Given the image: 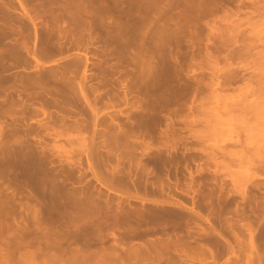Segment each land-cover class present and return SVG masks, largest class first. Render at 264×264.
Masks as SVG:
<instances>
[{"label":"bare ground","instance_id":"bare-ground-1","mask_svg":"<svg viewBox=\"0 0 264 264\" xmlns=\"http://www.w3.org/2000/svg\"><path fill=\"white\" fill-rule=\"evenodd\" d=\"M81 1L83 6L74 5V12L75 14L84 16L83 20H88L89 24H97L103 21L101 16L104 18L111 17L110 23L107 25L108 28H105L109 40L116 43L115 53L113 52L116 58L122 54L125 42H131L133 46L134 53L132 55L129 54V56L132 57L130 62L133 61L131 63H133L135 71L133 72V81L131 84L122 83L125 88V99L128 94L133 93V89L135 88L140 90L145 96L153 95L154 97L167 99L187 89L193 83V79H196L194 81L197 87L204 88L205 83L202 82L201 78L193 75L195 69L191 65L183 67L181 64V62H185L188 55H190V58L199 55V50L196 47L201 41V36L205 35L207 41H213L215 39L222 40L220 29L223 22L227 21L232 14L236 15L243 10L249 12L245 10L247 7L251 8L250 14L252 15L250 17L249 14V18H246L251 26L252 24H258L259 26L261 21L264 22V0H112V5L108 1L106 2V0ZM19 3L22 12L28 14L26 4L22 0ZM89 4H97L98 11L92 10ZM113 10L118 12L117 16L111 15ZM254 13L255 16L253 15ZM254 17L258 19H254ZM257 20L259 23L255 24V22H258ZM263 29H261L262 32L260 30V34L264 33ZM240 39H228L232 43H241L233 53L235 57L250 55L251 49L257 45L255 44L256 41L260 42L264 49V34L248 42ZM225 41L227 42V40ZM67 42H75L77 44V41H73L72 39H68ZM106 44H108V41ZM219 44L217 45L219 46ZM223 45L221 47L225 46ZM170 48L172 50L173 48H178L177 51L180 48H187V50L183 51V55H180L176 54L175 51L171 52ZM213 49L205 48V58L207 57L209 60L210 58H216L218 55L216 51L218 52V49L216 47ZM261 51L262 55L258 54V51V53L251 51L254 56H250L252 58L255 57V60L257 58L262 59L264 51ZM32 53L37 56L35 51ZM92 56H95L96 61H91ZM125 57L131 58L128 56ZM199 57L201 56L199 55ZM119 58L123 57L120 56ZM89 62L96 67V71H88V69L90 70L88 67ZM104 64L105 57L103 53L100 56L95 53L90 54L86 51L83 54L84 67L81 77L76 82L77 88L73 85L72 80L68 78H65L66 81L62 78H56V80L50 79L51 81H39L30 77L31 75L26 76L25 81L14 83L10 87H5L3 83H0V93L1 90L5 91L4 89L11 88L18 96H21L23 93H27L26 95L28 96L29 94H33L34 96L32 98L31 96L30 98L28 96L25 97L24 94V99L22 97L10 100L19 105L21 111L24 113L23 115H25L30 107L36 109L38 105L40 109L38 110L41 111L40 113L45 115L42 117H45L47 120L41 117L37 118L36 121L38 123H45L46 125H50L54 118L48 110L49 107L55 106L61 109L71 98L79 99L82 97L91 111L92 130L87 133L88 130L85 127L71 129L66 125L60 130L53 129L56 132L51 135H53L52 140L58 137H66L69 143L76 144L77 147L79 146V149H76L77 152H81L83 149L82 152L84 153L81 152L80 154H85L87 159L86 168L95 180V183L90 186V183H85V185L77 184L75 181H70L69 178H60L49 166V160L31 147L26 135L17 136L14 133L2 135L0 133V233L3 230L7 231L5 234L8 233L9 239L11 240H7V234L3 238L7 240L6 243L9 241L8 244L10 246H13L10 243L14 241V244L15 242L17 243L15 245L20 248L24 247L27 251L29 250L27 248L33 247L34 250L33 248L32 250L34 252L32 251V254L35 257L39 256L38 259L40 258V262L37 264H55V261L59 264H123L124 262L122 261H125V259L128 260V264H146L145 260L149 258H151V262L148 264H173L177 259L183 260L185 257L187 258L189 254H185L186 256L184 257L181 256V258L179 256L181 253H179L178 244L174 243L176 240L173 242L170 240L171 243L168 241L171 237V234L169 236L171 231L166 234L164 231H168V229L163 231L162 227L169 225L173 230L177 220H183L188 213H191L196 218L198 217L207 221V227L205 229L202 228L204 226L201 227V229L205 230V233L212 235L215 233L216 228L212 218L207 214H203L202 209L204 204L201 198L192 197L191 204L186 205L185 210L179 208L174 209L175 206L170 208L169 206L171 205L165 207L161 202L159 203L157 200H154L152 203L146 195L139 194V186H141V183L143 184L144 180L142 177L143 182L138 179L136 177L138 175L137 173L134 174V177L138 180L136 181L135 179L134 181V184H137L135 187L137 189H134V192H130L123 189V182H125L123 181L124 173H122L123 170H120L117 165L110 168V172L106 170L108 171L107 173L104 172L106 168L101 169L99 166V158L103 157L104 153L109 154V152H111L110 154L115 153L116 156L122 159H125L124 157H130L133 160L137 158L138 154L136 155V153L139 152L141 156L145 157V162H143L142 158L140 159L143 164L145 163L143 167L151 166L158 169L162 163L161 149L158 146H152L150 141L151 134L148 128L147 118L150 117L152 107L148 105L146 100L141 104L139 108L140 112L138 111L139 113L131 117L135 125L129 131L125 130L127 128L122 129L120 126H116L117 128L114 129L112 128L113 131L108 129L110 132L105 130L106 128H97L99 125L97 103L104 96L99 92L97 87L104 86L107 80V71L103 68ZM235 68L231 69L229 73L224 72L225 74H222V79L216 83L223 87L229 85L231 79L235 80L236 77H240L241 72ZM126 72H128L126 76L131 75L129 71ZM91 76L98 79L97 86L94 88L98 93L91 94L85 86V80ZM248 79L250 81L253 79L252 84L254 85L255 83L254 87L251 84L248 85L246 82V90L242 92L243 90L239 88V91L242 90V93H238L237 97H235L236 99L233 98L229 103L221 101L218 97L219 103L216 106L212 105L213 107H209L210 109L208 111L213 110V112L210 111L211 113L207 114L208 116L205 114V119L207 120L205 123H201V125L204 124L207 128L211 129V132L213 131L212 133L218 132L221 134L220 136L225 135L226 138L228 136L229 139L227 141L231 140V142H235L234 140H236V143L241 148L238 147V152L241 151V154L239 155L236 151L233 155L238 154L237 166L244 168V170H240L238 173H243L241 171H244V174L245 169H248L247 163L255 156L259 157L264 147V145L259 144L262 140L261 135H263L264 139V66L252 69L251 73L248 74ZM241 88L244 89L245 87ZM12 90L9 93H12ZM91 90L93 91V89ZM39 93H42L41 97L35 99V96ZM131 104L133 105V101ZM135 107L137 108L139 105H135ZM35 109L32 110L34 111ZM33 113L31 111L29 112L30 115ZM197 118L201 117L197 116ZM60 121L62 124L64 123L61 118ZM52 122H56V120ZM3 123L4 121L0 120V128L3 127ZM203 129L207 130L205 127ZM245 132V136L242 137L241 134ZM199 133L201 134L203 132ZM205 133L208 135L211 134L212 138V133H209V131H205ZM218 136V134L213 135L215 138ZM99 138V143H97L96 141ZM205 138L208 137L205 136ZM208 139L210 141V138ZM225 142L218 144L228 146ZM71 144L69 145L70 148L73 146ZM213 146L215 147L216 145ZM102 148L105 150H102ZM69 150L73 152V147L68 149V152L65 150L66 152L64 154H67V156H64V158L68 160L72 155L69 153ZM233 150L235 151L237 149L235 148ZM102 151L104 152L101 155L100 152ZM229 151L232 152V148L227 150V152ZM58 153L61 155L62 152L60 153L59 151ZM64 154L62 153V155ZM134 154L135 157H133ZM127 155L130 156L127 157ZM228 156L231 157V155ZM107 159H110L109 156ZM137 159H135L136 162ZM251 166L252 164L248 167ZM140 174L142 175L143 171ZM238 176L236 177L238 178ZM138 177L140 178V175ZM139 180L141 183H139ZM241 180L244 181L240 179V182ZM142 188L145 187L142 186ZM160 201H163V203L164 201L166 202V200ZM151 234H156L155 241H153L154 246L151 245L152 242H149L153 239L151 238L149 240L148 236ZM164 234L166 236L168 235V237H164ZM219 235L221 234L219 233ZM173 237L177 239L175 235ZM136 239L139 242L141 241V244H134V246H137L135 248L129 247L131 242ZM1 242L3 243V241ZM172 243L176 244L177 247ZM253 244L254 242H250L249 246L252 247ZM13 247L15 248V246ZM243 248L245 247H242V250L245 251L247 247L245 249ZM252 248H255V245ZM133 249L135 252L131 254V250ZM171 249H175L176 253L178 251L176 256L180 258H175L173 254V259L175 260H172L171 251L173 250ZM13 250L12 248L11 251ZM141 251L143 252L142 254ZM169 251L171 258H169ZM245 252L247 253V251ZM164 254L169 255L161 259ZM28 255L30 257L32 256L30 260L27 259L32 264L34 256L29 253ZM12 256L15 255L12 254ZM189 257L188 259L190 260ZM45 259H49V261L47 260L48 262H45ZM239 259L238 261L240 262L244 260ZM7 261L6 264H9L10 259L8 260L7 258ZM249 262L247 259L244 264H250Z\"/></svg>","mask_w":264,"mask_h":264},{"label":"rangeland","instance_id":"rangeland-1","mask_svg":"<svg viewBox=\"0 0 264 264\" xmlns=\"http://www.w3.org/2000/svg\"><path fill=\"white\" fill-rule=\"evenodd\" d=\"M20 1L21 0H0V83H3L5 87H10L14 83L25 81L27 78L26 76L31 75L30 77L39 81L56 80V78L65 80V78H68L72 80L73 85L77 88L76 82L80 80L84 67L83 54L88 51L90 54L95 53L101 56L103 53L105 57L103 68L107 71V80L104 86L97 87L99 92L104 95L97 103V108L99 110V125L97 128H106L105 130L110 132L108 129L112 130V128L114 129L120 126L122 129L127 128L125 130L129 131V129L135 125L131 117L140 112L139 108L146 100L148 105L152 107L150 117L147 118L148 128L151 134L150 141L152 146H158L161 149L162 163L158 169L151 166L143 167L145 164H143V162H145V157L141 156L139 152L136 153V155L138 154V159H135H137L138 162L142 158L143 162L140 160L138 163L135 159H130V157H124L125 159H122L116 156L115 153L114 155L109 152L111 156L104 153L103 157L99 158V166L101 169L106 168L104 170L106 173L115 165H117L120 170H123L122 173L125 174H123V181H125L123 182V189L130 192H134V189H137L135 188L137 184H134L135 179L138 181V178L142 182L144 180L143 184L139 180V183H141L138 189L139 194L146 195L152 203L154 200H157L159 203L161 202L162 205L164 204L165 207L171 205L169 206L170 208L175 206L174 209L179 208L185 210V206L191 204L192 197L201 198L204 204L202 209L203 214H207L212 218L216 231L218 230L217 232L214 231L215 233L213 234L211 233L212 235L205 233V230L201 229V227L204 226L202 228L205 229L207 227V221L198 217L196 218V216L193 214L191 215V213H188L183 220H177L175 222L176 228L174 226L173 230L169 225L162 227L163 231L168 229V231H164L166 234L171 231V233H169L171 237L168 241L171 243L170 240H172V242L176 240L174 243L178 244L179 253H181L179 256L184 257L187 254L190 256H187V258L185 257L186 259L184 258L183 260L177 259L173 264H179L180 261V264H244L247 259L250 261V264H264V147L259 157L255 156L251 161L249 160L250 164L247 163L248 169H245V174L244 171H241L243 173H238V171L240 172V170H244V168L242 166H237L238 164L236 161L238 160V154L233 155L236 151L239 155L241 154V151L238 152L239 146L236 140H234L235 142L232 141L233 143L231 140H229V142L227 141V139H229L228 136L226 138L225 135L220 136L221 134L218 132L212 133L213 131L211 132V129L207 128L204 124L201 125V123H205L207 120L205 119V114L208 116L207 114L213 112V110L208 111V109L211 108L210 106H216V104L219 103L218 97L221 101L229 103L233 98L237 97L238 93L240 94L242 90V92L246 90L247 84H251L253 87L255 86V83L254 85L252 84L253 79H251L252 82L248 79V74L251 73L252 69L264 66V56L262 59L257 58V60H255L256 58H252L250 55H253L254 52H259L258 54L262 55L263 52L261 50L264 51L262 48L263 45L256 41L255 44L257 45L251 49L253 53L250 51V55L235 57L233 53L236 47L241 43H232L229 40L241 38L240 40L248 42L249 40L257 39L264 34H260L262 32L261 29L264 27V22L261 21L258 26L256 23H259V21L257 20L258 22H255L256 25L252 24L251 26L246 20L250 14L251 8L247 7L245 10L249 12L244 11L243 8V11L238 12L236 15L232 14L227 21L223 22L220 29L222 40L215 39L213 41H207L205 35L201 36L202 38L200 37L201 41L198 43L196 49L199 50V55L201 57L195 55L196 57L193 56V58H190V55H188L185 62H181V64L183 67L191 65V67L195 69L193 75L201 78L202 82L205 83L204 88L197 87L194 81L196 79H193V83L188 86L187 89L167 99L154 97L153 95L145 96L137 88L133 89V93L128 94L125 99V88L122 83L131 84L133 81V72L135 71V67L133 63H131L133 61L130 62L132 57L129 56V54L132 55L134 53L133 46L131 42H125L124 50L122 54H120L123 58H119L120 56L117 58L115 57L113 52L116 49V43L109 40L105 28L110 23L111 17L104 18L101 16L103 21L97 24H89L88 20H83L84 16L75 14L74 12V5L83 6L81 0H22L28 9V14H24L19 6ZM107 1L112 5V0H106V2ZM89 5L92 10L98 11L97 4ZM111 15L117 16L118 12L113 10ZM251 15L252 14H250V17ZM253 15L255 16V13ZM254 19L258 18L254 17ZM217 38L219 37L217 36ZM68 39L77 41V44H75V42L68 43ZM223 39L227 40V42H224ZM107 41L108 44H106ZM215 42H217L216 45L221 43L225 46L223 45L224 47H221V44L216 46ZM206 47L210 50H214V47L218 49V52L216 51L218 54L216 58H210V60L207 57L205 58L204 53ZM147 48L149 49V47ZM170 49L171 52L175 51L176 54L180 55H183V51L187 50V48H180L181 51H177L178 48H173V50L172 48ZM196 49L195 51H197ZM33 51H35L37 56L33 55ZM91 61H96L95 56H92ZM88 67L90 68V70L88 69L89 72L96 71V67L93 66L91 62L88 63ZM234 68L241 72V75L239 74L240 77L238 76L239 79L236 77L235 80H237L231 79L229 81L230 83L228 82L229 85L223 87L219 86L216 82L222 79V74L224 72L229 73L231 69ZM126 71H129L131 75L126 76V73H128ZM97 82L98 79L92 76L85 80V86L89 89L91 94L98 93V91L94 89L95 86H97ZM241 87L245 88L243 89ZM239 88L242 90L239 91ZM91 89H93V91ZM4 90L5 91L1 90L0 93V120L4 121L3 127L0 128V133L2 135L11 133L17 136L26 135L31 147L49 160V166L60 178H69L70 181H75L77 184L85 185V183H90V186L94 184L95 180L92 178L90 171L86 168V156L85 154H80L83 149L80 148L82 149L81 152H77L79 146L77 147L76 144L73 145L69 143L66 137H58L56 138V142V139L52 140L53 135H51L56 132L53 131V129L60 130L66 125L71 129L85 127L86 130H88L87 133L92 130L93 123L91 122V111L82 97L79 99L71 98L61 109L55 106L49 107L48 110L54 117L50 119H52V121L56 120V122L51 121L50 125H46L45 123H38L36 121L37 118L45 116L40 113L41 111H39L38 105L36 108L37 110L30 107L27 111L28 115L27 112L23 115L24 113L21 111L19 105L11 102L10 99H19L22 97L24 99L25 93L18 96L11 88ZM11 90L12 93H9ZM26 94L25 97L28 96ZM41 94L42 93L35 94V99L40 98ZM30 96L32 98L34 95L29 94L28 97L30 98ZM132 101L133 105L131 104ZM135 105H139V107L136 108ZM203 108L204 110H202ZM32 109H35V113H33L34 111ZM30 111L33 114L30 115ZM197 116L201 118H197ZM44 118L45 117H42V119ZM60 118L64 121L63 124ZM45 120L47 119L45 118ZM202 126L207 130L203 129ZM204 130L207 132L209 131V133L213 135L218 134L220 137L218 136L215 138L212 135V139L211 134H206ZM199 132L203 133L200 134ZM245 134L246 132L244 134L242 133V137H244ZM205 136L210 138V141L208 138H205ZM260 137L264 140L263 135ZM99 140L100 138L97 139L96 142L99 143ZM217 140L218 142L216 143ZM262 140L259 144L263 146L264 141ZM222 142H225L228 146L225 144H218H222ZM208 143L210 144L208 145ZM70 144L73 145L71 146V148L73 147V152L69 150V153L72 155H68L70 156L68 160L64 158V156H67V154L64 153L68 149H71L69 147ZM213 145L216 146L214 147ZM230 148H232V152H227ZM235 148L237 150L234 151L233 149ZM102 150L105 149L102 148ZM59 151L64 155H62V153L60 155L58 153ZM103 152L104 151L100 152L101 155ZM227 154L231 155V157ZM108 156L110 158L109 160L107 159ZM128 156L130 155H127V157ZM133 157H135V154ZM251 164L252 166L248 167ZM253 164L256 165L254 166ZM142 171L143 174L141 175L140 173H142ZM135 173L140 175V178L138 175L136 176L137 178L134 177ZM236 176H238V178ZM240 179L245 180H241V183ZM236 180H239V182ZM142 186L145 188H142ZM160 200H166V202L164 201L163 203V201ZM5 232L7 231L3 230L2 233H0V252H2L0 253V264H6L8 262L7 258L8 260L10 259L9 264H18L19 262V264H30L28 260H30L32 256L30 257L28 253L34 256V254H32L34 248L29 247L27 251L26 248H20L15 245L17 244L16 242L14 244V241H11L10 244L15 246V249L8 244L11 239H9L8 233H6V235ZM219 233L221 235H219ZM173 234L177 239L173 237ZM5 235L8 236V243H6L7 240L4 239L6 237ZM155 235L156 234H151V237L148 236L149 240L153 238L149 241L152 242L151 245L153 246ZM164 237H168V235ZM250 239L253 240L250 241ZM1 241H3V243ZM140 242L136 239L131 242L129 247L135 248L136 245L134 246V244H141ZM250 242H254L252 247L255 245V248L249 246ZM173 245L176 246V244ZM176 247L175 249L177 250ZM242 247H247L245 250L247 253L242 250ZM12 248L14 249L13 251H11ZM175 249H171L173 251L170 250L172 258L169 251L170 255L164 254L161 259L169 255V258L175 260L173 259V254L175 258H180L176 256L178 251L176 253ZM133 250H131V254L135 252V250ZM250 251L252 252L248 253ZM142 253L141 251V254ZM236 253L241 258L238 257ZM12 254L15 256H12ZM38 257L39 256H34L32 259V261H34L33 263L31 261V263H39L40 258L38 259ZM239 258L244 260L240 262L238 261ZM47 260L49 261V259ZM47 260L45 259V262H48ZM150 260L151 258L145 260L146 264L151 262ZM122 262L128 264V260L126 259ZM55 264L59 263L55 261Z\"/></svg>","mask_w":264,"mask_h":264}]
</instances>
